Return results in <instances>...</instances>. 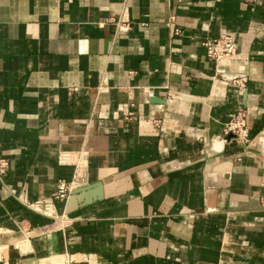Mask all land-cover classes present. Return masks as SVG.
<instances>
[{
	"label": "crops",
	"instance_id": "1",
	"mask_svg": "<svg viewBox=\"0 0 264 264\" xmlns=\"http://www.w3.org/2000/svg\"><path fill=\"white\" fill-rule=\"evenodd\" d=\"M0 158L9 264H264V0H0Z\"/></svg>",
	"mask_w": 264,
	"mask_h": 264
},
{
	"label": "built area",
	"instance_id": "2",
	"mask_svg": "<svg viewBox=\"0 0 264 264\" xmlns=\"http://www.w3.org/2000/svg\"><path fill=\"white\" fill-rule=\"evenodd\" d=\"M206 48L207 55L210 59L217 62L226 58L232 57L234 53V40L230 36H223L217 39L208 40L203 44ZM224 134H233L234 136L243 140L248 138V130L245 122V114L240 112L231 121L225 125ZM82 157L79 156L74 165V174L71 182H60L57 193L53 196L54 200L66 199L70 193L78 188V185L83 183L84 178L82 174ZM10 162L8 159L0 158V175H4L8 172ZM4 235L3 229L0 228V264H9L8 249L9 245L2 242V236ZM77 256L67 254L62 264H76L79 262ZM85 257H83V261Z\"/></svg>",
	"mask_w": 264,
	"mask_h": 264
},
{
	"label": "water",
	"instance_id": "3",
	"mask_svg": "<svg viewBox=\"0 0 264 264\" xmlns=\"http://www.w3.org/2000/svg\"><path fill=\"white\" fill-rule=\"evenodd\" d=\"M86 191V189H77L71 193V195L80 194L81 192Z\"/></svg>",
	"mask_w": 264,
	"mask_h": 264
}]
</instances>
